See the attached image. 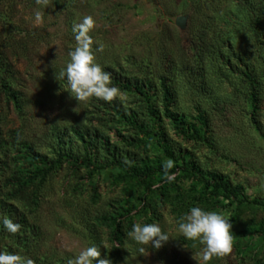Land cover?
Returning a JSON list of instances; mask_svg holds the SVG:
<instances>
[{"label":"rangeland","instance_id":"obj_1","mask_svg":"<svg viewBox=\"0 0 264 264\" xmlns=\"http://www.w3.org/2000/svg\"><path fill=\"white\" fill-rule=\"evenodd\" d=\"M187 1L49 0L41 6L35 0H0V219L7 216L21 226L12 234L0 224V251L29 257L34 264H67L96 245L99 258L111 264H197L202 246L179 234L180 217L192 206L228 219L234 213L202 199L198 187L176 174L166 188L155 186L149 197L153 211L144 218L136 213L143 189L117 182L116 168L92 178L84 166L74 168L68 157L79 161L85 154L100 162L111 153L161 164L167 160L126 122L129 115L142 120L146 110L136 93L112 77L150 80L158 96L159 78H167L172 110L192 122L203 112L208 129L205 142L193 140L161 116L166 137L202 169L220 173L249 197L264 201V16L259 24V14H241L239 8L212 14ZM37 11L41 24L34 20ZM86 15L95 21L90 32L95 60L120 90L111 102L92 97L79 103L66 91V82L55 79L75 47L72 26ZM177 17L185 18L184 28L175 25ZM97 42L102 51H96ZM244 68L258 84L255 109L241 76ZM1 80L19 94L20 111ZM157 106L161 114L160 100ZM73 129L84 138L99 137L97 147L85 150ZM24 143L48 161L62 156L43 180L40 176L22 188L20 182L41 168L29 163ZM102 218L120 222V242L111 241L112 227ZM262 218L261 208L242 207L231 222V251L209 264H264V234H248ZM134 223H158L172 238L139 253L127 237Z\"/></svg>","mask_w":264,"mask_h":264},{"label":"trees","instance_id":"obj_2","mask_svg":"<svg viewBox=\"0 0 264 264\" xmlns=\"http://www.w3.org/2000/svg\"><path fill=\"white\" fill-rule=\"evenodd\" d=\"M193 0H191L192 2ZM223 2V6L221 3ZM183 3H190L187 0H183ZM194 5L198 6L197 9L209 10L212 14H229L232 13L236 8L241 10V14H259L257 15V22L260 24V17L264 16V0H195ZM234 5L230 8V12L225 10L226 6ZM204 7V9H202ZM228 21V20H227ZM241 76L249 86L250 90V103L255 109L258 104V87L257 81L247 68L241 71ZM117 84H120L122 88L128 92L136 93L142 100L144 108L146 110V116L138 121L135 117L125 116L126 122H129L130 126L141 133L144 138L147 139V143L158 148L167 159L174 161V167L170 170V173L179 174V177L190 182L194 188H199L200 196L205 201L212 202L215 207L223 210L232 209L234 213L230 216L229 222H234L237 216V212L244 206H257L263 211V218L258 225L256 230H251V233L264 234V201L249 197L243 187L239 184H233L225 176L214 171H207L202 169L197 163L191 158V156L182 150L180 147L174 146L173 142L169 140L165 132H163L162 117L166 118L175 128L183 134L188 135L193 140L205 142L207 133V121L205 114L200 112L195 122L189 121L187 116L179 111L172 110L175 107L174 98L170 87L167 85L164 77L159 78L161 93L157 95L155 86L150 80H137L123 78L118 81L116 77H112ZM1 85L4 89L8 90L9 87L7 82L1 80ZM9 92V97L14 101L15 107L20 111L21 104L19 94L16 92ZM160 100L162 106V112L160 114L157 106V102ZM117 113V112H116ZM119 113V112H118ZM123 118V114H120ZM75 138L81 142V145L87 147H97L96 143L99 142L100 138L97 136H88L84 138L82 133L78 130H72ZM27 152V158L31 165L41 166L40 169L36 168L29 178L20 182L23 186L33 183L35 179L40 177L43 180L59 163V158L55 161H48L45 156L36 153L30 146L23 144ZM110 158L100 162L94 159V156L86 155L79 161L77 159L69 158L73 162L74 168L78 166H84L90 177H94L97 173H100L111 168H116L117 174L115 180L117 182L129 183L133 188H142L141 198L139 199V208L136 213L141 217L146 216L153 211L152 206L149 202L151 194L155 193V186L162 184L160 189L167 187V181L164 179V173L162 170V164L158 161H151L147 158L139 159H125L122 156H117L115 153L109 154ZM64 156V155H63ZM165 184V185H164ZM34 199H36V193L32 192ZM129 211H125L127 215ZM101 221L112 227L111 241L120 242L123 236L120 222L115 219L102 218Z\"/></svg>","mask_w":264,"mask_h":264},{"label":"clouds","instance_id":"obj_3","mask_svg":"<svg viewBox=\"0 0 264 264\" xmlns=\"http://www.w3.org/2000/svg\"><path fill=\"white\" fill-rule=\"evenodd\" d=\"M48 2L49 0H35V3L41 6H47ZM34 20L36 24H41L42 13L37 11ZM94 25L95 21L90 15L73 24L75 47L69 51L70 59L66 65L54 73L58 82H66V91L79 103L92 97L111 102L120 96V90L112 84L110 74L95 60L94 41L90 35ZM103 47L97 42L96 51H102ZM173 167L174 161L170 158L162 163L164 179L169 183L175 180V174L170 173ZM0 224L12 234L17 233L21 227L7 216L0 219ZM231 228L229 219L223 214L199 206L190 207L178 221V232L184 240L198 241L202 246L198 254L199 259L196 260L197 264H209L214 257H222L231 251L233 242ZM127 237L136 245L139 253L145 252L149 245L159 249L164 242L172 238L158 223H134L127 232ZM125 249L129 252L127 248ZM100 255V248L91 245L69 259L67 264H111L109 259L99 258ZM0 264H34V261L16 253L0 251Z\"/></svg>","mask_w":264,"mask_h":264},{"label":"water","instance_id":"obj_4","mask_svg":"<svg viewBox=\"0 0 264 264\" xmlns=\"http://www.w3.org/2000/svg\"><path fill=\"white\" fill-rule=\"evenodd\" d=\"M175 25L180 27V28H184V26H185V18L177 17L176 20H175Z\"/></svg>","mask_w":264,"mask_h":264}]
</instances>
